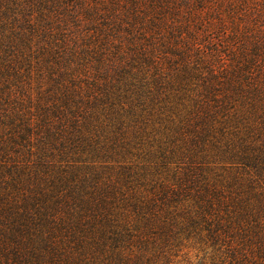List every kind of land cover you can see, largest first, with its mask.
<instances>
[{
    "label": "trees",
    "instance_id": "16d2710c",
    "mask_svg": "<svg viewBox=\"0 0 264 264\" xmlns=\"http://www.w3.org/2000/svg\"><path fill=\"white\" fill-rule=\"evenodd\" d=\"M14 43L0 264H264V0H0Z\"/></svg>",
    "mask_w": 264,
    "mask_h": 264
},
{
    "label": "rangeland",
    "instance_id": "374dc122",
    "mask_svg": "<svg viewBox=\"0 0 264 264\" xmlns=\"http://www.w3.org/2000/svg\"><path fill=\"white\" fill-rule=\"evenodd\" d=\"M20 24V23H19ZM7 34V33H6ZM18 47L17 43H14V45H11V47L9 48V51L6 53V49H2V51L0 52L1 54H4L6 57L8 56L7 54H11L12 52H14V48ZM36 54H33L31 56V60L32 62H29L30 60H19L17 61V64H11L10 67L6 68V70L8 71L9 74H13L10 76V82L6 83V85H10L12 87L8 88V92H11L10 95H8L6 93V91H3L4 97L6 98V100H8L9 102H12V106L16 107L19 106V101L18 99L20 98V100H22L21 102L23 103V105L26 107L25 109H28L30 107L33 106V104L36 103L35 98H37L39 95V92L41 91L40 89V85H41V79H42V74L41 72L38 70L39 66H36L35 63H33L34 59L33 57ZM17 57H12L11 60H16ZM45 66L46 63L44 62L43 65L40 67L42 68V70H44L45 75L43 76V78H47L49 76V71H45ZM18 67H21V73H17L14 74V72L16 73L18 70ZM44 82V80H43ZM1 90H4V88L2 86H0ZM39 94V95H38ZM8 95V96H7ZM29 117H31L30 114H27V116L24 119H28ZM18 124V122H17ZM5 130H6V126H5ZM33 135V134H32ZM22 144V143H21ZM37 145L36 140H34L31 144L26 145L25 143H23V145H25V148L22 146H20L19 148H16L17 145H14L12 143H9V145L6 147V149L11 150L9 152H11L12 154V160H18L19 163H21V161L23 159H26V162L28 160H32L33 157H30L29 154L25 151V150H30L32 145ZM12 151H16L18 152L15 153ZM23 153V155L19 154V153ZM9 168V166H8ZM189 257L184 254H181L178 257V260L180 261V263L185 264L186 260Z\"/></svg>",
    "mask_w": 264,
    "mask_h": 264
}]
</instances>
